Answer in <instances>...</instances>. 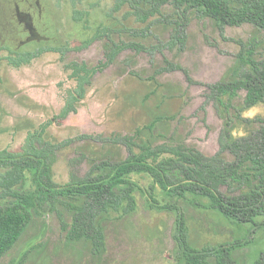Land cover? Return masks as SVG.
<instances>
[{"label": "rangeland", "instance_id": "obj_1", "mask_svg": "<svg viewBox=\"0 0 264 264\" xmlns=\"http://www.w3.org/2000/svg\"><path fill=\"white\" fill-rule=\"evenodd\" d=\"M21 1L0 0V153H23L29 134L50 123L44 141L58 147L52 165L57 185H69L73 177L86 178L96 162L126 160L128 148L112 140L134 137L138 130L136 144H182L214 157L221 154L220 139L226 137L228 122L232 140L264 126V103L244 110L246 91L230 100L217 99L210 90L232 79L240 41L254 42L257 57L264 58V32L253 25L228 26L221 32L213 19L192 12L181 51L166 45L174 29L168 23L174 17L171 3L142 20L130 0H29L41 41L28 42L16 15ZM138 7L148 11L150 5ZM102 31L112 42L96 37ZM121 43L147 51L124 50L104 66L106 53ZM48 48L60 52L44 53L21 67L10 62ZM166 61L182 69L162 71ZM72 62L98 71L77 111L62 119L58 116L77 87L67 69ZM222 157L233 160L229 151ZM5 171L1 169L0 176ZM132 180L141 189L134 194L135 210L121 208L98 219L105 235L103 254L94 255L85 241L68 240L62 220L71 225L72 213L59 203L46 204L32 210L29 225L0 264H179L175 213L150 208L145 191L153 180L148 175L135 174ZM33 189L28 175L23 191ZM222 190L238 193L229 186ZM1 194L0 189V208L9 201ZM155 197L161 205H178L186 218L188 243L195 249L237 240L247 243L234 253L236 264H254L264 251L262 225L239 228L218 211L168 198L159 187Z\"/></svg>", "mask_w": 264, "mask_h": 264}, {"label": "trees", "instance_id": "obj_2", "mask_svg": "<svg viewBox=\"0 0 264 264\" xmlns=\"http://www.w3.org/2000/svg\"><path fill=\"white\" fill-rule=\"evenodd\" d=\"M129 1V0H127ZM148 3V11L138 7ZM134 4L139 19L159 13L161 7L171 3L174 17L173 34L166 44L171 49L185 50L186 27L190 14L196 12L205 18L213 19L221 32L228 26L251 24L264 32V0H130ZM143 15H142V13ZM97 38L110 35L98 32ZM238 65L232 72V79L220 81L210 87L217 99L228 97L233 100L239 92L246 91L243 109H251L264 103V58L259 59L258 47L252 41H240ZM127 49L137 52L147 48L137 44H113L106 53L104 66L111 64ZM47 52H60L58 48L42 49L22 54L10 59L15 67L29 64ZM162 71L181 70L179 65L166 61ZM70 78L77 83L74 92L63 108L59 118H67L77 111V104L86 96L89 86L97 73L86 63L72 62L67 65ZM50 123L40 130L30 133L23 153H0L1 198L9 201L0 208V259L18 242L32 218V210L46 204L64 205L72 213L71 225L63 220V230L70 241L89 243L94 255L103 254L106 248L105 235L98 219L111 211L123 208L126 212L136 208L135 192L141 190L132 175L146 174L152 180L145 191L150 208L170 211L176 215L174 239L177 244L176 260L179 264H236L234 253L247 243L234 241L230 244L207 246L195 249L188 243V226L184 213L175 203L161 205L155 197L159 187L171 199L190 202L194 207L212 209L225 216L231 223L243 228L246 224L264 227V126L248 136L232 140L229 122L226 124V137L220 139L221 154L208 157L186 145H139L136 137H119L112 140L128 148L129 156L120 162L101 161L94 163L86 178L73 177L66 186H59L53 180L52 165L58 147L44 141ZM151 126L146 127L150 129ZM138 149V152L135 151ZM229 151L232 161L222 154ZM32 176L33 191H23V186ZM236 188L238 193H228L222 187ZM261 219L262 222H257ZM254 264H264V251Z\"/></svg>", "mask_w": 264, "mask_h": 264}, {"label": "flooded vegetation", "instance_id": "obj_3", "mask_svg": "<svg viewBox=\"0 0 264 264\" xmlns=\"http://www.w3.org/2000/svg\"><path fill=\"white\" fill-rule=\"evenodd\" d=\"M22 4L25 5V7L23 6L24 8L21 7ZM29 10H32L29 0H22L19 4H16V15L28 34V42H40L41 36L33 25L32 15Z\"/></svg>", "mask_w": 264, "mask_h": 264}]
</instances>
